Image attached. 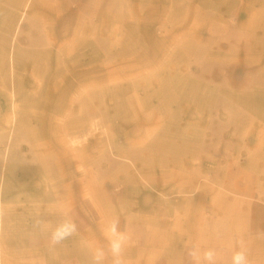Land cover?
<instances>
[{
	"label": "rangeland",
	"instance_id": "obj_1",
	"mask_svg": "<svg viewBox=\"0 0 264 264\" xmlns=\"http://www.w3.org/2000/svg\"><path fill=\"white\" fill-rule=\"evenodd\" d=\"M113 220L124 264H264V0H0V264H92Z\"/></svg>",
	"mask_w": 264,
	"mask_h": 264
},
{
	"label": "clouds",
	"instance_id": "obj_2",
	"mask_svg": "<svg viewBox=\"0 0 264 264\" xmlns=\"http://www.w3.org/2000/svg\"><path fill=\"white\" fill-rule=\"evenodd\" d=\"M38 223L42 230L48 231L50 228V244L52 247L61 244L77 232L75 222L68 218L54 226H50L48 222L43 220ZM105 238L108 242L107 252L103 247L92 249V264H104L107 253L111 254L113 264H124L123 254L125 249L134 242L132 235L128 232L120 231L118 221L113 220L106 225ZM85 246H87L86 242ZM188 254L192 258L193 264H216L215 249L209 248L201 251L198 246L194 245L189 249ZM230 264H249L248 250L244 245H241L239 250L232 253Z\"/></svg>",
	"mask_w": 264,
	"mask_h": 264
},
{
	"label": "bare ground",
	"instance_id": "obj_3",
	"mask_svg": "<svg viewBox=\"0 0 264 264\" xmlns=\"http://www.w3.org/2000/svg\"><path fill=\"white\" fill-rule=\"evenodd\" d=\"M241 102V101H240Z\"/></svg>",
	"mask_w": 264,
	"mask_h": 264
}]
</instances>
